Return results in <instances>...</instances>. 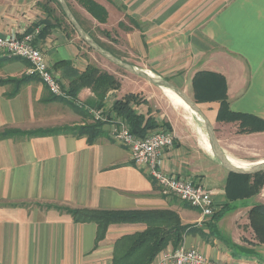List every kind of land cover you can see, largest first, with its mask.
I'll return each mask as SVG.
<instances>
[{"label": "crops", "instance_id": "obj_1", "mask_svg": "<svg viewBox=\"0 0 264 264\" xmlns=\"http://www.w3.org/2000/svg\"><path fill=\"white\" fill-rule=\"evenodd\" d=\"M73 1L76 15L102 31L99 37L112 44L110 51L116 56L178 80L175 83L189 80L193 99L194 74L220 72L228 82L231 108L264 119V0H96L108 10L105 22ZM45 4L55 8L53 0H0V35L42 29L44 19L56 23L45 36L39 33L35 44L45 52L62 84L68 87L89 63L115 75L121 85L109 90L102 106L92 105L95 93L90 87L77 96L113 119L124 118L113 109L114 100L139 92L147 101L134 107L154 116L161 124L155 129L169 126L176 133L175 145L163 153V169L200 176L212 189L217 211L233 210L230 217L204 216L178 196L164 193L133 161L130 149L111 136L107 122L94 142L71 132L1 137L0 264H112L116 240L148 227L143 221L111 223L97 242V222L76 221L70 212L51 205L173 210L182 223L196 225L184 235L185 247H196L222 263L264 264V243L257 240L249 218L251 207L264 203V186L256 194L232 198L226 190L230 170L205 147L188 111L175 104L164 87L83 47L77 35L55 21L59 11L50 13ZM28 64L0 51V78L27 75ZM54 97L36 76L21 83H1L0 131L92 121L85 107ZM197 103L215 125L219 142L233 162L242 166L264 162V130L239 132L238 121L216 119L219 101ZM255 196L257 200L249 201ZM173 248L169 242L149 264H161V252Z\"/></svg>", "mask_w": 264, "mask_h": 264}, {"label": "trees", "instance_id": "obj_2", "mask_svg": "<svg viewBox=\"0 0 264 264\" xmlns=\"http://www.w3.org/2000/svg\"><path fill=\"white\" fill-rule=\"evenodd\" d=\"M59 5L58 0H53ZM84 6L97 20L105 22L108 19L107 8L96 0H77ZM47 7V4L44 5ZM50 10V8H48ZM55 21L59 24L58 17ZM45 27L41 29L39 35L45 36L51 28L56 25L47 19ZM125 26L124 22H120ZM110 36L109 31H105ZM100 44L101 42L97 40ZM73 78L67 91L73 97L78 96L84 87H90L95 93V100L92 105L100 107L109 90L119 88L121 82L112 73L101 69L95 64L89 63L84 71ZM33 75H24L20 78L8 77L0 78V84L6 81L21 83ZM194 99L196 102L213 101L220 102L216 119L220 121H238L239 132H252L264 130V119L248 112L233 110L228 99V82L224 74L212 70H198L192 78ZM55 99H62L67 102L75 103L73 100L55 96ZM147 100L139 92L126 93L122 98L113 102V109L122 115L129 123L131 131L138 135H145L149 130L159 127L154 116H146L139 112L134 105L146 102ZM76 104V103H75ZM77 105V104H76ZM103 121L93 119L91 122L83 124H64L55 127L39 128L33 130H23L20 128H5L0 131L1 137L14 135H46L63 132H71L77 135H85L88 141L94 142L103 132ZM168 128H170L168 126ZM171 129V128H170ZM264 185V170L255 173L229 172L226 190L232 198L240 195L250 196L258 193ZM190 205V204H189ZM56 206L59 209L70 212L76 221H95L98 223L96 241L101 240L111 223L115 222H147L148 227L140 232L125 234L115 242L112 264H149L155 259L156 255L169 242L173 243L174 248L179 247L184 239V235L194 230L195 224H184L176 211L163 209H97V208H72L62 205ZM230 207V206H229ZM224 209L216 211L214 216L218 218L223 214ZM250 224L254 228L256 238L264 243V203L254 204L249 210ZM241 248V246H240Z\"/></svg>", "mask_w": 264, "mask_h": 264}, {"label": "built area", "instance_id": "obj_3", "mask_svg": "<svg viewBox=\"0 0 264 264\" xmlns=\"http://www.w3.org/2000/svg\"><path fill=\"white\" fill-rule=\"evenodd\" d=\"M40 27L23 35H0V51L4 55L17 56L28 61L26 74L38 77L54 96L73 100L80 107H85L94 119L110 125L111 136L131 151L133 161L144 168L160 185L164 193L174 194L193 207L201 210L204 216H212L217 211L212 189L208 188L200 176L169 173L163 169V153L176 143V133L166 127L148 131L141 136L131 131L125 118L113 119L102 108H96L79 101L68 93L57 72L48 63L45 52L35 44ZM159 263L168 264H234L213 261L196 247L163 250Z\"/></svg>", "mask_w": 264, "mask_h": 264}, {"label": "water", "instance_id": "obj_4", "mask_svg": "<svg viewBox=\"0 0 264 264\" xmlns=\"http://www.w3.org/2000/svg\"><path fill=\"white\" fill-rule=\"evenodd\" d=\"M62 5L66 15L68 16L71 23L76 27L79 33H81V37L89 43L94 49L102 53L104 56L112 60L118 65L126 67L129 71L146 78L147 80L151 81L152 83L162 86L164 88H169L173 90L175 93L181 96L189 105L190 107L196 111L199 115L203 117L202 123L205 124V128L207 129L208 138L211 143L213 154L214 156L230 171L239 172V173H255L261 170H264V162L254 163L249 166H242L238 165L233 162L230 157L226 154L223 147L221 146L219 139L216 135V130L209 119V117L205 114V112L201 109L200 105L184 90L178 87L171 81L165 80L164 77L158 75L154 72H151L148 69L136 66L132 63L124 61L120 59L118 56L114 55L111 51L104 48L101 44H99L85 29L84 27L78 22L74 14L72 13L69 3L66 0H58Z\"/></svg>", "mask_w": 264, "mask_h": 264}, {"label": "rangeland", "instance_id": "obj_5", "mask_svg": "<svg viewBox=\"0 0 264 264\" xmlns=\"http://www.w3.org/2000/svg\"><path fill=\"white\" fill-rule=\"evenodd\" d=\"M68 3H69V6H70V9H71V11H72V13L74 14V16L76 17V19L78 20V22L84 27V29L97 41V40H99L100 42H101V45L104 47V48H106V49H108L109 51L110 50H113L112 48H113V46H112V44H110V43H108V42H105V41H102V39L99 37V32H101L102 33V31L98 28V27H94L93 26V24H91L88 20H86V18L84 19V18H80V16L78 15H76L78 12H76V10L74 9V7H73V3H74V1L73 0H66ZM49 3V2H48ZM47 7L48 8H50V13L53 11V10H57V11H59V16H58V21H60L61 23H59V25H61V26H63L69 33H73V34H75V35H77L78 36V39H79V41L84 45L83 47H86V48H88V49H91L92 51H94V53H96V55L100 58V59H106L107 61H110V59L109 58H107L106 56H104L102 53H100L99 51H97L96 49H94L91 45H89V43L88 42H86L82 37H81V33H79L78 32V30L76 29V27H74V25L71 23V21L69 20V18H68V16L66 15V13H65V11H64V9H63V7H62V5H59L58 3H56L55 2V8L53 7H51V5H49V4H47ZM47 8V10H49ZM55 18H57V16H55ZM50 21V20H49ZM83 21V22H82ZM83 24H85V26L83 25ZM108 38H110V40L113 38L112 36L111 37H108ZM98 42V41H97ZM99 43V42H98ZM100 44V43H99ZM112 52V51H111ZM114 54V53H113ZM115 55V54H114ZM120 59H122V57H121V54H120V57H119ZM122 60H124V61H126L125 59H122ZM111 62H113L112 60H111ZM127 62H129L130 63V61H127ZM113 63H115V62H113ZM116 65H118V64H116ZM118 67H120V68H122V70L124 69L125 71H127L128 69L126 68V67H123V66H121V65H118ZM129 71V70H128ZM165 78V80L167 79L168 81H171V82H173L174 84H176L178 87H180L181 89H184L187 93H188V95H192L193 94V92H192V90H191V88L189 87V80L187 81H182V82H179V83H175V82H178V80L177 81H172L171 79H170V77H164ZM78 105V104H77ZM80 107V106H79ZM84 109V108H83ZM202 109V108H201ZM203 110V109H202ZM85 111H87V113H89V115H90V117H92V121H93V119H94V116H93V114H91L88 110H86L85 109ZM191 120H193L194 121V124L196 123L197 125H200V127H202V129L204 130V132L208 135V133H207V129L205 128V124H203L201 121H198L195 117H193ZM195 124V125H196ZM196 125V126H197ZM214 125V124H213ZM214 127H215V125H214ZM215 130H216V128H215ZM216 135H217V133H216ZM264 186V185H263ZM262 189V188H261ZM254 200H257V197L255 196V197H253V198H251L249 201H254ZM249 201H245V203H247V202H249ZM233 209L232 208H230L229 210H227L226 211V209H225V211H223V214H225V216L226 217H230L232 214H231V211H232ZM219 220V219H218ZM219 226H220V228H223L224 226L223 225H220L219 224ZM222 226V227H221ZM262 253H264V251H262Z\"/></svg>", "mask_w": 264, "mask_h": 264}, {"label": "bare ground", "instance_id": "obj_6", "mask_svg": "<svg viewBox=\"0 0 264 264\" xmlns=\"http://www.w3.org/2000/svg\"><path fill=\"white\" fill-rule=\"evenodd\" d=\"M165 91L166 93L169 95L170 99L173 100L175 102V104H179L181 105V107L183 106L189 113L190 115V118L192 119L193 117H195L198 121H203V117L201 115H199L196 111H194L190 105L183 99L181 98L180 95H178L177 93H175L173 90L169 89V88H165ZM174 104V105H175ZM176 107V106H175ZM183 109V108H182ZM187 113V112H186ZM189 119V118H187ZM190 122V121H189ZM191 125V124H190ZM197 125V124H196ZM195 125V126H196ZM194 126V127H195ZM197 130L199 132V134L201 135L200 137L202 138L203 140V144H205V147L209 150V152H212L213 153V149H212V146H211V143L209 141V138H208V135L204 132V130L202 129V127H200V125H197ZM202 143V142H201ZM203 147V146H202ZM204 147V148H205ZM235 162V161H234ZM236 164H238L236 162ZM246 167V166H244Z\"/></svg>", "mask_w": 264, "mask_h": 264}]
</instances>
